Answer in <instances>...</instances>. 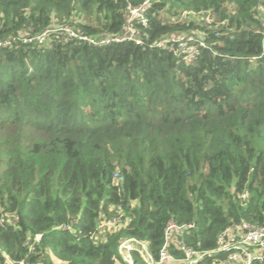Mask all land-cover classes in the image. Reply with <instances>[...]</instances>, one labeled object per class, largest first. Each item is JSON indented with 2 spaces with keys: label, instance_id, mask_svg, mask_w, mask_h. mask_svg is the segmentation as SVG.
<instances>
[{
  "label": "trees",
  "instance_id": "obj_1",
  "mask_svg": "<svg viewBox=\"0 0 264 264\" xmlns=\"http://www.w3.org/2000/svg\"><path fill=\"white\" fill-rule=\"evenodd\" d=\"M143 1L0 0V37L117 33ZM146 17L140 44L0 47V264H128L130 237L157 260L170 218L193 223L173 257L184 243L223 264L225 228L264 224V0H151ZM187 30L201 35L152 45Z\"/></svg>",
  "mask_w": 264,
  "mask_h": 264
},
{
  "label": "built area",
  "instance_id": "obj_2",
  "mask_svg": "<svg viewBox=\"0 0 264 264\" xmlns=\"http://www.w3.org/2000/svg\"><path fill=\"white\" fill-rule=\"evenodd\" d=\"M151 0H144L139 5H127L126 21L121 30L117 33H100L97 36L82 33L74 26L69 24L53 25L38 34H29L27 32H17L14 35L1 38L0 47L9 46L12 40L20 39L23 42H36L44 44L48 41L49 35L56 33L63 41H86L88 43H108L111 41L132 40L135 43H142L139 36V30L133 26V22H137L142 26L147 25V9ZM181 35V36H179ZM191 35H197L195 32L167 34L159 38L152 45L163 48L171 47L173 43H178L180 47L186 46ZM264 46V42H263ZM191 52L193 47L188 46ZM192 53V52H191ZM188 57H191L189 54ZM115 178H120L116 173ZM118 218L109 220L108 226H114ZM1 221V220H0ZM193 227V223H177L170 218L164 229V242L159 249L158 259L154 260L150 253L148 244L145 241L135 239L133 237L124 238L118 245V252L122 259L128 264H133L131 259V251L137 250L148 264H163L169 261L182 260L185 264H197L206 254L211 251H199L184 243L178 244L176 248L182 253L180 258H175L169 253L170 245L175 241L178 235L188 232ZM218 246L215 251L229 252L226 259L222 260L223 264H252L253 260L264 262V224H251L242 221L238 224L230 225L218 237Z\"/></svg>",
  "mask_w": 264,
  "mask_h": 264
},
{
  "label": "rangeland",
  "instance_id": "obj_3",
  "mask_svg": "<svg viewBox=\"0 0 264 264\" xmlns=\"http://www.w3.org/2000/svg\"><path fill=\"white\" fill-rule=\"evenodd\" d=\"M177 18H179L181 21H183V20H188L189 18H191V19H194V20H196V21H200L202 24H205V23H208L209 24V26H211L212 25V23H213V18L211 17V16H203V17H200V16H190V15H188V14H186V13H184L183 12V14H181L180 16H178ZM162 19L163 20H166L165 19V17H163L162 16ZM190 32H192V30H187V32L185 33L186 35H188ZM195 32L197 33V38L199 37V35H201V33L200 32H197L196 30H195ZM174 34H178L177 32H175ZM179 36H181V35H179ZM107 228H111V227H109L108 226V224H106V221H104V222H102L101 224H100V230L102 231V230H106ZM263 264H264V262H262ZM56 264H59L58 262L56 263ZM169 264H172V263H169Z\"/></svg>",
  "mask_w": 264,
  "mask_h": 264
},
{
  "label": "crops",
  "instance_id": "obj_4",
  "mask_svg": "<svg viewBox=\"0 0 264 264\" xmlns=\"http://www.w3.org/2000/svg\"><path fill=\"white\" fill-rule=\"evenodd\" d=\"M169 263H172V264H185L182 260H177V261H169V262H165L163 264H169ZM162 264V263H161Z\"/></svg>",
  "mask_w": 264,
  "mask_h": 264
}]
</instances>
